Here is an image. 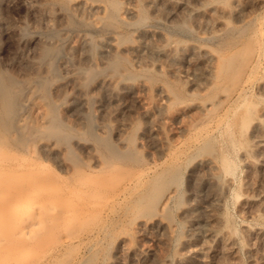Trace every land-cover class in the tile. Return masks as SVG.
Segmentation results:
<instances>
[{"label": "rangeland", "instance_id": "374dc122", "mask_svg": "<svg viewBox=\"0 0 264 264\" xmlns=\"http://www.w3.org/2000/svg\"><path fill=\"white\" fill-rule=\"evenodd\" d=\"M89 1L0 0V122L113 181L46 264H264V0Z\"/></svg>", "mask_w": 264, "mask_h": 264}, {"label": "bare ground", "instance_id": "6f19581e", "mask_svg": "<svg viewBox=\"0 0 264 264\" xmlns=\"http://www.w3.org/2000/svg\"><path fill=\"white\" fill-rule=\"evenodd\" d=\"M63 1L70 7L93 6L89 0ZM103 11L105 20L118 18L121 12L115 1L105 4ZM1 101L6 104L7 98ZM11 118L0 122V264H46V255L70 239L69 222L83 215L92 203L87 201L101 198V191L113 181L98 175L88 182L74 171L59 184V173L45 161L51 147L41 141L55 134L57 120L50 117L41 126L27 124L24 114Z\"/></svg>", "mask_w": 264, "mask_h": 264}]
</instances>
